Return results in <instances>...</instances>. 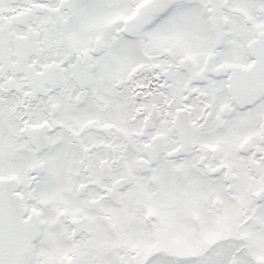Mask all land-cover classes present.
Segmentation results:
<instances>
[{"label": "snow or ice", "instance_id": "snow-or-ice-1", "mask_svg": "<svg viewBox=\"0 0 264 264\" xmlns=\"http://www.w3.org/2000/svg\"><path fill=\"white\" fill-rule=\"evenodd\" d=\"M0 264H264V0H0Z\"/></svg>", "mask_w": 264, "mask_h": 264}]
</instances>
